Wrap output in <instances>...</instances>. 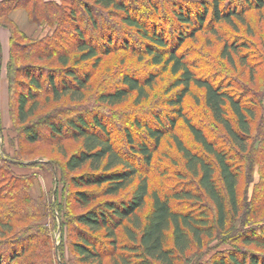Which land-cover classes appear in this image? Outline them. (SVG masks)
Wrapping results in <instances>:
<instances>
[{"label": "trees", "instance_id": "obj_1", "mask_svg": "<svg viewBox=\"0 0 264 264\" xmlns=\"http://www.w3.org/2000/svg\"><path fill=\"white\" fill-rule=\"evenodd\" d=\"M187 1H170V22L166 14L158 15L164 8L157 0L149 3L148 18L133 12L124 0H0V26L9 30L8 84L14 94L16 121L23 125L22 140L28 144L45 140L62 156L37 163L3 157L8 165L0 164V169L10 174L12 164L39 163L51 170L57 183L55 210L69 249L68 259L61 248L59 257L51 229L39 224L43 204L30 194L36 176L12 175L7 187L0 185V264H264V253L255 250L264 249V226H236L246 222L239 196L241 164L251 158L254 142H260L259 151L264 154V116L257 117L256 112L262 105L256 103L258 91L239 93L232 80L197 69L200 59L181 47L198 31L206 28L215 33L217 25L224 23L235 31L244 26L257 35L253 24L259 18L250 19L247 12L256 10L264 19V0H244L237 7L226 0H193V11L185 8ZM15 9H24L29 23L47 26L51 32L29 38L10 17ZM107 10L112 12L105 14ZM109 17L135 30L143 45L136 47L137 40L127 35L113 38L108 32ZM248 46L240 38H226L219 56L233 66L234 55L245 61L242 50ZM120 47L150 69L142 76L122 71L118 80L110 78L112 82L96 92L92 107H84L94 71L104 56ZM42 60L52 65H37ZM165 73L164 92L173 91L165 98L164 120L160 111L150 113L152 123L135 113L133 130L138 134L125 126L124 148H120L117 131L98 110L102 107H94L107 106L103 110L119 116L110 108L130 100L139 106L165 80ZM41 95L52 102L80 104L56 105L33 119ZM186 98L201 102L213 126L222 132L205 131L187 112ZM179 121L198 147L174 131ZM165 139L181 155L184 171L177 175L188 182L161 193L150 188L148 174L138 162L148 169ZM66 141L78 142L77 148L67 152L62 143ZM60 181L64 183L61 197ZM172 200L186 201L189 207L175 208ZM226 234L234 244L243 245L202 260L209 240Z\"/></svg>", "mask_w": 264, "mask_h": 264}, {"label": "rangeland", "instance_id": "obj_2", "mask_svg": "<svg viewBox=\"0 0 264 264\" xmlns=\"http://www.w3.org/2000/svg\"><path fill=\"white\" fill-rule=\"evenodd\" d=\"M59 2L60 0H54ZM125 2H129L131 5V10L141 17L148 18L150 16L151 7L149 3L152 0H124ZM134 1V2H133ZM171 0H157L158 5L164 11H159L158 15H167L170 18V9H172ZM193 0H189L184 4L187 10L193 11L194 6L190 5ZM244 0H226L225 3H230L234 6H239V2H243ZM132 3V4H131ZM189 4V5H188ZM112 12L111 10H107L106 13ZM157 17V15H152V18ZM247 16L251 18H259V21L254 22V27L257 29V35L255 32L250 34L244 26L239 25L238 31L233 30L227 24L217 25L215 29V33L208 31L206 28L198 31L195 34V38L186 39L182 48H185L186 51H190L191 57H195V59H200V62L197 63V69L205 72L206 74H213L215 78H223L225 80H232L231 82L234 85V89L237 90L241 94L252 95L254 90L258 91V100L256 103L261 102L260 111L257 112V117L262 114L264 116V39H262V33L264 35V19L258 16L256 10H250L247 12ZM264 17V12H263ZM88 18H84L87 21ZM111 23L109 24L110 29L108 32L112 35V37H118L120 40L121 36L127 35V37H134L137 42L134 44L136 47H141L143 45L142 40L139 38L138 34L135 30L128 28L122 24H120L117 20L118 18H110ZM29 23V21H28ZM31 26L28 28L29 38H34L38 36L47 35L48 32H51L47 26L37 27L34 24L29 23ZM175 29V28H174ZM7 33L8 40V50L6 42L0 41V164L8 165L4 163L3 157L10 159L12 162L16 161V159H21L25 162L38 160L44 161L46 158L55 157L58 160L62 159V156L58 153L56 146L52 147L50 144H47L45 140L39 141L35 144H28L26 141L24 142L22 139V124L17 123L16 121V105L13 100L14 94L9 90L8 77H7V68L6 65L9 59V30L0 26V40L4 36L3 32ZM240 38V40H244L245 43H248L249 46L247 48H243V55H246L245 61L241 62L238 60L237 56L234 55V60L236 64L231 66L229 63L219 56V50L223 41L226 38ZM195 55V56H194ZM37 65L51 66L52 63L47 60H42L36 62ZM55 66V65H54ZM57 67V64H56ZM199 67V68H198ZM152 68V67H151ZM150 69L149 65L146 63L140 62L135 56L131 55L126 49L118 48L114 49L113 52L104 56L101 64L97 71H94V75L91 78V90L88 92L89 100L84 107H92L93 99L97 91L102 89L103 85L111 79L118 80L122 71H131L136 72L138 76H142L146 71ZM217 70V73H213V71ZM250 69V70H249ZM251 70L253 75L251 74ZM212 72V73H209ZM165 80H161L156 88L151 93L150 97L142 102L139 106H135L133 102L127 101L123 105L110 108L115 109L112 112L119 113L112 114L108 110H103L108 108L104 105H97L94 108L100 111V114L104 117V120L109 125L112 130L117 131V139L116 144L120 146V148H124L122 143V135L123 128L125 126H129L133 130V122L132 117H134L135 113H138L139 118L142 120L147 119L148 122H153L150 113L153 111H160L161 118L164 120L163 110L167 109L168 106L165 103L166 95L170 94L172 91L165 94V83L168 79V74H164ZM112 82V81H111ZM263 85V89L262 88ZM107 87V86H106ZM105 88V87H104ZM18 87L15 89L17 90ZM14 93V91H13ZM164 99V100H163ZM186 110L191 115L194 120L200 122L201 125L205 127V131H213L212 134L217 132L221 133V128L213 126L211 118L208 117V113L205 110L202 103L195 104L191 98H186L185 100ZM41 105L36 111L33 119H37L39 116L51 110V108L57 106H61L62 104H73L79 105L77 102H52L51 100H45L44 96L41 95L40 100ZM61 103V104H60ZM96 104V103H95ZM83 107V106H82ZM159 108L161 110H159ZM76 112H70V115H75ZM44 135L48 134V131L44 128ZM134 131V130H133ZM174 131L179 133L184 142L188 144L198 147L196 143L193 142L191 137L189 136V132L185 125L179 121L177 128H174ZM136 132L134 131V134ZM138 134V133H136ZM135 134V135H136ZM253 142V140H252ZM66 147L67 152H71L73 149L77 148L78 142L66 141L62 142ZM259 143L254 142L252 144L251 150V158L249 160H244L241 164L242 173L239 181V196L240 201L242 203V213L246 215V222L236 223V226L247 228V227H262L264 226V154L259 151ZM263 153H264V146ZM261 153V154H260ZM35 162V163H37ZM138 166L143 168L149 177V186L151 189H157L161 193H164L166 189L171 188L173 186H178L187 183L188 181L184 178L178 177L177 173L180 171H184L182 168V158L181 155L176 151L174 145L169 142L168 139H165L161 142L158 150L153 155V162L151 166L147 169L141 162H138ZM4 167V166H3ZM9 173L6 171H2L0 169V185L2 187H7L9 178L13 176L20 175H30L36 176V179L33 178V185L30 188V194L34 199H38V201L42 202V210L41 213L43 218L40 220V225L51 229L50 235L55 240V249L59 255L60 248L62 250V254L66 259L69 256V249L66 243V233L63 237L61 232V217L58 216L55 210V202H54V193L57 185L55 186V179L51 172V170L43 164L34 165H10ZM7 170V167H6ZM78 173L77 171L74 173ZM62 174V173H61ZM60 177V175H58ZM64 183L62 181L59 182L58 185V194L61 197V193H63ZM53 205V207H52ZM172 205L175 208L185 209L189 207V203L186 201H175L172 200ZM53 212L55 213L53 217ZM253 213L257 215L252 218ZM17 225H23V223H17ZM262 225V226H261ZM232 236L230 234L223 235L221 237H214L209 240L207 244V248L205 250V254L202 256V260H206L213 255L223 251L224 249H231L234 245L242 246L243 244L232 242L230 239ZM249 249H253L252 246ZM260 251V253H264V249H255ZM62 264V263H61ZM85 264V263H83Z\"/></svg>", "mask_w": 264, "mask_h": 264}, {"label": "crops", "instance_id": "obj_3", "mask_svg": "<svg viewBox=\"0 0 264 264\" xmlns=\"http://www.w3.org/2000/svg\"><path fill=\"white\" fill-rule=\"evenodd\" d=\"M10 17L12 18V20L24 31L28 32V28H30V24L28 23V19H27V13L24 9H15L12 10ZM4 36H2L3 38H1L0 41L2 42H6L7 45V50H8V40H7V33L4 31L2 33Z\"/></svg>", "mask_w": 264, "mask_h": 264}, {"label": "water", "instance_id": "obj_4", "mask_svg": "<svg viewBox=\"0 0 264 264\" xmlns=\"http://www.w3.org/2000/svg\"><path fill=\"white\" fill-rule=\"evenodd\" d=\"M38 160H32V161H28L27 163H35L37 162ZM57 185L56 181H55V186Z\"/></svg>", "mask_w": 264, "mask_h": 264}]
</instances>
